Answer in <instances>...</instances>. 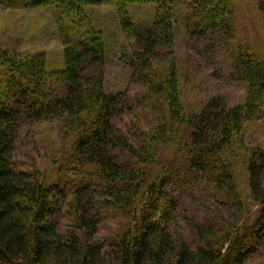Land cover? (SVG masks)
<instances>
[{
  "label": "trees",
  "instance_id": "obj_1",
  "mask_svg": "<svg viewBox=\"0 0 264 264\" xmlns=\"http://www.w3.org/2000/svg\"><path fill=\"white\" fill-rule=\"evenodd\" d=\"M233 0H196L185 18L187 36L225 29ZM180 0H0L8 10H49L63 46V68L46 69L44 53L0 48V264H243L249 247L264 232V154L243 147L246 123L264 120V59L249 48L236 59L235 80L245 85L243 105L210 99L186 113L174 45V11ZM114 6L125 39L133 83L144 98L161 101L165 117L130 130L115 128L129 109L123 93L111 94L100 71L105 39L86 7ZM153 5L149 28L133 26L129 6ZM264 15V3L259 5ZM182 82H184L182 80ZM142 102V106L147 101ZM139 102V101H137ZM55 122L72 146L65 171L51 183L15 169L12 162L22 120ZM172 146L184 156L186 172L215 192L239 200L231 158L241 148L247 162L250 198L258 205L252 224L230 232L196 225L176 213L173 188L178 172L158 160ZM160 168L158 172L153 168ZM58 171V172H59ZM153 172V173H152ZM37 174V173H36ZM185 180V176H182ZM61 185L66 190L61 189ZM125 216L118 233L99 241L104 217ZM72 219L61 232L60 220ZM182 219L195 232L190 248L175 229ZM215 231V232H214ZM221 233V234H220Z\"/></svg>",
  "mask_w": 264,
  "mask_h": 264
},
{
  "label": "rangeland",
  "instance_id": "obj_2",
  "mask_svg": "<svg viewBox=\"0 0 264 264\" xmlns=\"http://www.w3.org/2000/svg\"><path fill=\"white\" fill-rule=\"evenodd\" d=\"M196 0H180L174 11V45L176 64L180 72V99L186 113L200 111L210 99H223L231 106L243 105L245 85L235 80V65L238 54L246 47L264 59V15L259 5L264 0H233L231 17L227 28L211 29L206 34L187 36L185 18L189 7ZM92 23L105 39V59L100 69L104 86L111 94L123 93L129 100V109L115 119V128L128 129L139 122L142 130L151 125L157 116L165 117L166 108L161 101L144 98L146 88L132 81V70L127 64L133 51V40L125 39L120 29L114 6L86 7ZM129 18L136 28H149L155 16L153 5H134L128 8ZM0 48L11 51L44 53L46 69L60 71L63 68V46L57 33L55 19L49 10H8L0 6ZM182 80L184 82H182ZM147 101L144 106L142 102ZM139 101V102H137ZM55 122L22 120L12 162L15 169L33 173L40 180L60 184L56 180L65 173L64 162L72 146V137L60 133ZM243 147L264 154V120L248 122L242 132ZM230 160L234 180L242 201L230 192H215L203 182L192 180L186 172L184 156L172 146H164L158 152V160L176 175L167 182L174 189L176 213L191 217L196 225L216 230L224 225L230 232L252 224L258 213V205L250 198L247 162L249 153L241 148L233 151ZM158 175L157 165L153 168ZM59 171V172H58ZM37 173V174H36ZM153 173V172H152ZM182 176H185L183 180ZM62 190L66 187L61 185ZM126 217H104L98 226L96 238L103 241L122 229ZM60 231H72L74 223L65 216L60 220ZM174 225L184 242L195 248L197 237L188 222L179 219ZM215 232V231H214ZM221 234V233H220ZM243 264H264V232L248 251Z\"/></svg>",
  "mask_w": 264,
  "mask_h": 264
}]
</instances>
